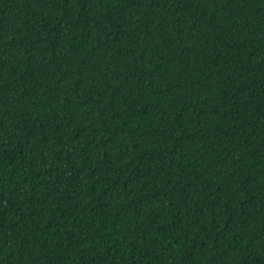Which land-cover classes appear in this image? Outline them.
Masks as SVG:
<instances>
[{"label":"trees","instance_id":"trees-1","mask_svg":"<svg viewBox=\"0 0 264 264\" xmlns=\"http://www.w3.org/2000/svg\"><path fill=\"white\" fill-rule=\"evenodd\" d=\"M0 264H264V0H0Z\"/></svg>","mask_w":264,"mask_h":264}]
</instances>
